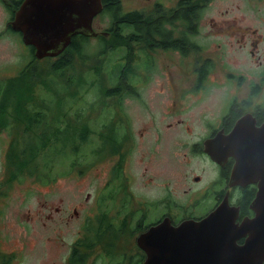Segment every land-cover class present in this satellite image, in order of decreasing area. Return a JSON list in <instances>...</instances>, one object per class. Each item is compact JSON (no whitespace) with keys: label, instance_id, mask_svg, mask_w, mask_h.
<instances>
[{"label":"flooded vegetation","instance_id":"obj_1","mask_svg":"<svg viewBox=\"0 0 264 264\" xmlns=\"http://www.w3.org/2000/svg\"><path fill=\"white\" fill-rule=\"evenodd\" d=\"M27 1L0 0L10 15L7 26L16 17H19V14L32 13L39 6L45 7L52 3V0H31L29 3ZM67 1L76 2L79 0H64L62 3ZM212 1L129 0L126 4L124 0H101L102 11L94 16L91 26L96 36L91 37L79 33L72 37L67 49L78 38L88 41L98 39L100 43L101 38L110 39L111 35H114L113 32L121 31L122 25H118V21H114L116 14L123 10L124 13H137L140 16L142 31L136 33L135 37L144 42L134 43L133 46L141 48L134 53L140 55L141 51L146 48L152 56V58H147V62H151L152 65L155 63L153 58L155 54L161 52L172 57L165 58L163 62V74L167 85L170 84L167 92L172 96L169 103L170 109L177 111L178 114L182 109L194 111L196 115H199L198 119L191 122L184 118L166 123L161 122L154 134L155 141L157 144L165 139L177 142L176 150L173 152L176 165L181 159L180 151L183 144L187 153L199 162V173L185 180L187 185L185 197H188L187 200L190 199L187 203L179 202L178 193L172 187L177 181L178 176L175 175L171 177L168 188L165 187V184L161 187V192L156 199L138 200L128 186L122 183L123 170L127 161L133 156L136 147L142 146V143L146 145L150 126L139 127V120L134 121L123 109V101L131 94L139 96L141 92L138 94L136 87L140 88L139 84L146 82H142L141 76L138 74L133 75L132 79L126 77L127 87L123 86L121 90L116 87L109 88L108 91L113 95L111 102H115L104 105L105 115L109 120H105L104 122L107 123L100 125V128L109 137L115 127L122 125L124 135L123 139L114 145L116 151L109 154L110 156L107 155L112 158L104 156L101 159L102 162L106 161L105 159L115 160V166L110 172L113 177L111 176L104 188L112 186L114 180H120L124 194L122 199H116L110 189L101 190L96 194L91 208L85 210L81 204L66 215L67 224L80 218H83V222L79 233L76 231L77 237L72 238L63 251L58 247L57 259L61 264H152L153 259L150 255L157 253L158 250L153 246L154 238L150 237L152 228L164 221H168L173 226H178L189 220L200 221L225 200H228L231 206L240 208L238 223L255 216L250 206L261 194V187L264 188V179L258 178L253 184L232 186L230 177L236 160L233 156H228V149H231L230 144L235 142L237 137L243 145L244 143L264 141V134L259 131L264 125V33H260V31H264V24L243 26L241 22L234 20L223 24L227 26L226 28L219 25L218 31L232 30L240 34V39L237 42L240 49L246 50L247 57L241 58L243 70L239 71L237 69L239 67L234 68L229 62L225 63L222 56H218L222 44L217 45L218 51L217 54H214L203 43L208 39L207 32H203L202 28L203 15ZM249 2L253 4V8L260 15H264V0H249ZM113 4H116L117 7L113 6L114 8H112ZM194 9L203 10L200 21L198 24L195 23L198 26L197 30L190 29V25H194L193 22L187 23L186 19L180 20L182 11L190 13ZM78 18V15L72 16V19ZM23 19L26 20V18ZM100 20L101 22H99ZM159 22L160 24H158ZM186 23L188 24L187 28ZM210 25L213 37L217 38L223 35L221 32L214 31L217 27L214 20H211ZM126 30L129 31L128 34H133V26ZM247 37L249 39H246ZM162 43L172 44L173 47L164 49ZM148 46L156 47L149 49ZM231 47H233L232 44ZM29 48L35 55V49ZM153 53L155 54L153 55ZM62 55L63 53L49 58H60ZM138 59L142 64L145 61L143 58ZM169 59L174 60L172 69L167 63ZM228 66L231 69H228ZM146 71L149 72V69L147 68ZM136 78H140V81L136 82ZM167 85L165 89H167ZM209 85L214 87L210 89ZM216 109H221L220 115L210 117L209 115ZM110 112L113 113L111 119ZM237 128L239 132H236ZM102 139L104 138L102 137ZM145 148L147 149V147ZM158 150L157 148L156 151L158 152ZM184 155L183 157H187V154ZM170 166L172 165L169 164L167 168ZM160 169L161 175H164V166H161ZM146 176L145 172V182L156 180L153 176ZM86 201H91L90 195ZM165 201L174 207L178 206L185 212H178L172 208L163 210L161 206ZM62 204L63 200L61 199L59 205L51 204L48 209L46 219L50 229H52V224L49 223L54 222L55 216L64 213ZM139 205L144 210L143 213L138 210ZM190 207L193 209L189 210L196 209L194 213L188 211ZM1 213L0 210V216ZM88 222L94 223L92 229L87 225ZM140 239L141 246L139 245ZM245 242L246 239H240L238 244L242 246ZM50 248L53 249L52 246ZM13 258L14 256H3V259L0 258L1 264H11ZM50 260V263L58 264L56 258Z\"/></svg>","mask_w":264,"mask_h":264},{"label":"rangeland","instance_id":"obj_2","mask_svg":"<svg viewBox=\"0 0 264 264\" xmlns=\"http://www.w3.org/2000/svg\"><path fill=\"white\" fill-rule=\"evenodd\" d=\"M124 2L127 4L129 0ZM204 13L202 28L203 32H207L208 39L203 43L214 54H217V45L222 44L218 56H222L225 63L229 62L231 66L239 67L237 69L242 71L241 58H246L247 54L244 48H239L237 42L240 39L239 32L218 31V27L234 20L241 22L243 26L264 24V15H260L249 0H213ZM9 17L10 15L0 2L1 87H4L9 78L18 77L33 59L21 36L7 30ZM211 20H214L217 25L214 31L221 32L222 36L216 38L211 35ZM98 49H100L99 40L91 39L86 45L85 52L94 54ZM140 49L135 46V51ZM121 55L122 53H115L110 54L108 58H94L84 64L76 63L74 68L78 70L65 74L64 83H57V80L61 81L60 79L53 82L49 72H44L37 78L33 72L27 73L24 82L28 77L33 81L40 80L38 87L34 90V101H21L18 97L17 103L8 111L11 119L16 117L18 124L12 123L11 127L8 124V127L0 133V210L2 211L0 258L14 256L11 264H52L50 259L56 258L58 264H61L57 259L58 247L63 251L72 238L77 237L76 231L79 233L83 222V218H80L67 224L66 215L81 204L85 210L91 208L96 194L101 190L110 189L116 199H122L124 191L120 180H114L112 186L104 188L111 176L113 177L110 172L115 166V160L105 159L104 162L98 160L111 154L114 145L121 141L124 135L122 125L115 127L109 137L100 128V125L107 123L104 122L105 120H109L105 115L104 105L115 102H111L113 95L106 96L108 94L106 90L115 86V82L109 76L113 66L121 61L119 58ZM134 58H143L145 61L142 64L140 59H135L126 67V74L131 79L133 75L139 74L141 81L146 83L139 84L140 91V88L136 87L137 93L141 92L139 96L131 94L125 98L123 109L134 121L139 120V127L150 126V131L146 145L143 143L142 146L138 145L133 156L127 161L123 170L122 183L128 186L138 200L156 199L161 192V187L165 184L168 188L171 177L175 175L178 177L176 184L172 187L178 193L179 202L187 203L190 199L187 200L188 197H185L187 189L185 180L199 173V162L187 153L184 149L186 147L182 144L181 159L176 165L173 152L176 150L177 142L165 139L157 144L154 134L161 122L166 123L181 118L191 122L198 119L199 115H196L194 111L182 109L178 114L177 111L170 109L169 103L172 96L167 92L170 84L167 85L163 74V62L165 58L172 57L160 52L153 57L155 63L152 65L151 62H147L146 50L143 49L140 55ZM36 61L34 68L46 71L47 60ZM173 62V59L167 60L171 69L174 67ZM124 66L125 61L118 63L119 68ZM94 67L103 72L104 79H101L98 72L96 74L91 72V68ZM147 68L149 72L151 69L152 71L147 72ZM227 68L231 69L230 66ZM135 81H140V78H136ZM45 84L51 87L49 91H47L49 87L46 88ZM166 85L167 89H165ZM213 87V85L208 86L210 89ZM30 92L27 91L25 96ZM26 104H28L25 107L27 111L23 113L21 109H24ZM28 111L32 114L36 113L33 123L25 118V114L30 115ZM220 113L221 109H216L209 116H218ZM112 114L110 112V119ZM38 117H41V120ZM28 124L30 128L25 129ZM15 142L22 147L16 149L27 148L26 155L29 162L37 161L34 166L29 165L24 169L16 168L13 172V168L8 164L7 153L11 144ZM101 145L104 146V150ZM184 154H187V157H183ZM109 156L107 158H112ZM169 164L172 166L167 168ZM161 166L165 168L164 175H161ZM145 172L146 177L153 176L156 180L145 182ZM89 195L91 201L87 202ZM61 199L64 213L55 216L54 222L49 223L52 224L50 229L46 219L48 209L51 204L59 205ZM161 208L184 211L178 206L174 207L168 201H165ZM189 209L193 207L188 208L191 213L196 210ZM138 210L141 213L144 211L141 205ZM87 225L92 229L94 223L88 222ZM50 246L53 247L52 250Z\"/></svg>","mask_w":264,"mask_h":264},{"label":"water","instance_id":"obj_3","mask_svg":"<svg viewBox=\"0 0 264 264\" xmlns=\"http://www.w3.org/2000/svg\"><path fill=\"white\" fill-rule=\"evenodd\" d=\"M63 1L52 0L11 23L13 31L22 35L24 45L35 49L37 60L64 53L72 37L79 33L96 36L91 26L94 16L102 11L101 0ZM74 14L79 18L72 19ZM26 17L31 20H24ZM36 25L40 28H33ZM259 131L264 134V125ZM235 140L228 149V156L236 160L230 184L263 180L264 141L243 145L238 137ZM250 209L255 216L238 223L240 208L225 200L200 221H184L178 226L162 222L150 231L153 246L158 248L150 255L152 264H264V198L259 195ZM240 239H246L242 246L238 244ZM140 242L141 239V246Z\"/></svg>","mask_w":264,"mask_h":264},{"label":"trees","instance_id":"obj_4","mask_svg":"<svg viewBox=\"0 0 264 264\" xmlns=\"http://www.w3.org/2000/svg\"><path fill=\"white\" fill-rule=\"evenodd\" d=\"M11 3V2H10ZM12 4V3H11ZM10 8V5H8ZM117 7L116 4H113L111 7ZM116 12V10H115ZM202 12L203 10L201 9H194L191 10L190 13H186L185 11H182L180 14V20H185L187 23L193 22L194 25H190V29L192 30H197V25L198 22L200 21V17L202 16ZM114 21H118V25H122V29L121 31H115L113 32L114 35H111L110 39H105V38H101V41L99 43L100 49H98L94 54L91 53H87L85 52L86 49V45H88V43L90 41H88L87 39L84 38H78L76 40L73 41L71 47L69 49H67L63 55L60 58H46L47 62H48V68L46 69V71H44V69H39V68H34V63L37 62L35 55L33 54V52L30 50L29 47L28 50L30 51V55L33 58L31 63L26 66L24 68V70L22 72H20L21 74L18 77H11L9 78L4 87H1L0 85V133L2 132L3 129H6L8 127V124L11 127L12 123L18 124V120L16 119V117H14V119H11V116L8 114L9 109H12V106L15 105L17 103V98L19 97L21 99V101L25 100L28 102H32L34 101V90L38 87V84L40 83V80L38 79V81H33L31 80L29 77L27 78V80L24 79L27 76V73H31L33 72V74L36 75L35 78L38 77V75L43 74L44 72H49V74H51V80L53 78V82L56 81L57 79H60L61 81L57 80L58 82L64 83L65 81V74L67 73H74L76 72V68L75 65L76 63H85L86 61L90 60V59H94V58H108V56L110 54H115V53H122V55L119 57L121 61H125V66L122 68L118 67V63L121 62L119 61L118 63H116L113 66V71L111 73V75L109 76V78L115 82V86L118 90H121L123 86H126V77H129L126 74V67H128L131 63H133V61L135 59L138 58H134L136 55V53H134L135 51V44L144 42L141 41L140 39H137L136 33H139L140 31H142V25H141V21L142 19L140 18V16L137 13H124L123 10L116 14L114 16ZM198 19V20H197ZM185 24L186 28L188 27V24ZM160 24V22L158 23ZM157 24V26H158ZM130 26H133V34H128L129 31L126 30V28L128 29ZM161 26V25H159ZM196 26V28H195ZM141 28V29H140ZM159 29V27H157ZM153 29V28H152ZM151 29V30H152ZM7 30L17 33L21 36L22 35L18 32L13 31L11 24L9 23L7 26ZM160 30V29H159ZM119 33V34H118ZM133 38V39H132ZM135 43V44H134ZM140 45V44H139ZM164 45V49H169L171 47H173V45H169L168 43H162V46ZM158 46V45H157ZM149 49H155L156 46H148ZM146 50V48H145ZM146 56L147 58H152V56H150V53L147 52L146 50ZM44 60V59H43ZM39 61V60H38ZM80 68V67H79ZM86 68V66L84 67ZM97 70V71H96ZM103 70H105L103 68ZM91 72L96 74L97 72L100 74L101 79H104L105 76L104 74H102L103 72L98 69V68H91ZM39 73V74H38ZM108 74V73H107ZM114 74V76H113ZM60 77V78H58ZM23 80V81H22ZM63 81V82H62ZM68 86V85H67ZM45 87L48 88L49 84H45ZM111 87V88H113ZM51 87L48 88L47 91L50 90ZM129 88V87H128ZM27 91H31L27 96H25V93ZM107 91V95L109 96L110 92ZM120 93V92H118ZM28 104H26L24 106V109H21V111L24 113L27 110L25 109V107ZM14 110H18V108H13ZM29 112V111H28ZM30 113V112H29ZM36 114V113H35ZM35 114L30 113V115L28 116V114H25V118L28 120V122H34V118H35ZM40 115V113H39ZM13 118V117H12ZM41 120V117H38ZM30 125L28 124V126L25 129H29ZM102 149H103V145ZM17 147H21V145L19 143H12L11 144V148L7 153V160H8V164L9 166H11L13 168V172L15 171L16 168H20V169H24L25 167L29 166L32 167L34 166V164H36V162L30 161L29 162V158L26 155L27 153V148L24 147L21 150L16 149ZM101 149V151H103ZM116 149L113 148L112 149V153L115 152ZM107 156V155H106ZM103 158V157H102ZM102 158L98 159L101 160ZM22 171H20L21 173Z\"/></svg>","mask_w":264,"mask_h":264},{"label":"bare ground","instance_id":"obj_5","mask_svg":"<svg viewBox=\"0 0 264 264\" xmlns=\"http://www.w3.org/2000/svg\"><path fill=\"white\" fill-rule=\"evenodd\" d=\"M19 17H23V15L19 14ZM26 19H27V20H31V18H27V17H26ZM33 28H40V27H38V26L36 25V26H33ZM260 197H261V198H264V197H263V190L261 191Z\"/></svg>","mask_w":264,"mask_h":264}]
</instances>
